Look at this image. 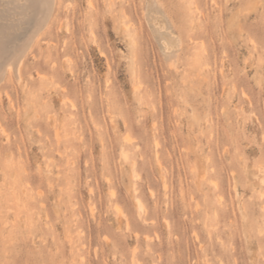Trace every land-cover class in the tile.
Masks as SVG:
<instances>
[{"label":"rangeland","instance_id":"obj_1","mask_svg":"<svg viewBox=\"0 0 264 264\" xmlns=\"http://www.w3.org/2000/svg\"><path fill=\"white\" fill-rule=\"evenodd\" d=\"M150 1L54 0L0 85V264H264V0H155L175 63Z\"/></svg>","mask_w":264,"mask_h":264},{"label":"bare ground","instance_id":"obj_2","mask_svg":"<svg viewBox=\"0 0 264 264\" xmlns=\"http://www.w3.org/2000/svg\"><path fill=\"white\" fill-rule=\"evenodd\" d=\"M55 3L54 0H0V85L7 76L22 83L26 53L39 43L40 36L49 32L55 16ZM157 3L159 2L155 0L150 1L144 15L149 23L148 26L160 42L165 58L167 61L174 60L175 63L178 59V57L175 59V55L179 40L175 41L178 46H172V36L170 37V32L162 23V21L166 22V19L160 21L163 8H159ZM178 37L173 38L179 39Z\"/></svg>","mask_w":264,"mask_h":264}]
</instances>
